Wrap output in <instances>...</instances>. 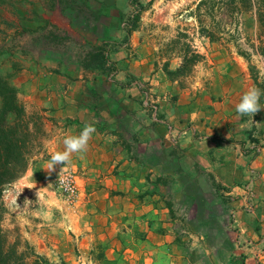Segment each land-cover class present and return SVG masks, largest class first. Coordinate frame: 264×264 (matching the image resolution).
I'll return each mask as SVG.
<instances>
[{
	"label": "crops",
	"instance_id": "obj_1",
	"mask_svg": "<svg viewBox=\"0 0 264 264\" xmlns=\"http://www.w3.org/2000/svg\"><path fill=\"white\" fill-rule=\"evenodd\" d=\"M138 1L129 30L123 20L136 9L127 11V0H87L97 16L88 11L86 22L66 0H28L26 10L11 7L17 20L0 26L9 33L0 41H14L0 48V70L26 111L42 115L46 134L42 155L9 184L36 197L38 224L25 238L49 259L99 248L106 263L96 264H255L264 240V95L254 117L236 105L259 88L255 77L264 79L263 54L255 42L253 77L238 42L199 37L201 58L170 74L182 63L171 47L181 29L172 3ZM56 14L83 46L106 44L105 61L85 64V51H61L69 31ZM89 124L96 132L87 151L66 165L78 172L79 199L69 205L52 190L59 166L49 173L46 165Z\"/></svg>",
	"mask_w": 264,
	"mask_h": 264
},
{
	"label": "trees",
	"instance_id": "obj_2",
	"mask_svg": "<svg viewBox=\"0 0 264 264\" xmlns=\"http://www.w3.org/2000/svg\"><path fill=\"white\" fill-rule=\"evenodd\" d=\"M4 0H0L2 4ZM135 4V11L131 12L126 19L123 20L127 29H131L136 25L139 18V1L132 0ZM66 4L70 7L77 8V15L81 14L84 8L89 10V14L93 17L97 16V11L94 14L90 13V9L86 0L82 4H76L75 0H66ZM216 6V7H215ZM201 8L205 10L213 19L211 23L206 24L201 16L205 15L200 12ZM226 11L229 15H236L243 9H253L259 24L264 25V0H198L195 6L194 14L201 24V32L209 39H217L216 32L212 26L217 27V33H223L224 25L220 26L219 21L214 22L213 12ZM80 12V13H79ZM100 12V10H99ZM87 12L82 15L84 21H88ZM235 29H237V20L235 21ZM186 32L178 31L176 36L177 50L181 51L182 63L175 70H168L170 74L185 73L191 69V66L201 57V54L194 49H190L189 43L182 41L181 36H186ZM57 39H60L54 36ZM233 38V35L231 36ZM236 39V38H235ZM236 41V40H235ZM252 50L255 49L254 43L251 44ZM175 48V47H174ZM106 44L93 45L87 48L84 52L85 64L99 65L105 61L106 58ZM191 50V52H189ZM256 50L264 55V52L256 48ZM246 59L248 55L241 52ZM249 69L253 77L257 73V68L249 64ZM256 86L264 90V79L256 80ZM42 115L34 112L28 113L22 101L17 96L16 87L9 81L8 77L0 70V264H56L51 261L44 254L37 252L34 247L26 240L22 243L18 237L11 239L7 229L2 226V218L5 211V203L3 199V190L23 174L31 161L36 159L39 143V135L42 130ZM36 155V157H35ZM23 246V248L20 247ZM92 252L94 250L91 249ZM96 258L103 259V251L96 248ZM106 260L103 259V263ZM65 264V262H61Z\"/></svg>",
	"mask_w": 264,
	"mask_h": 264
},
{
	"label": "rangeland",
	"instance_id": "obj_3",
	"mask_svg": "<svg viewBox=\"0 0 264 264\" xmlns=\"http://www.w3.org/2000/svg\"><path fill=\"white\" fill-rule=\"evenodd\" d=\"M36 1V0H35ZM39 1V0H37ZM87 1V0H86ZM92 3H95L96 0H89ZM95 1V2H94ZM166 0H160L161 3L165 2ZM172 4L170 5L172 9V14H175V19L177 22V26L181 29L177 28L178 31H184L186 32V36H181L180 39L183 41H186L189 43L190 49L196 48L193 46L194 40H198L200 37V40L203 38H207L203 32H201V24L199 23L197 17L194 14L195 6L198 0H169ZM12 5H2L0 3V26L5 27V25L1 24H10V22L17 20L16 15L11 7H14L16 9L26 10L28 9L27 2L28 0H11ZM118 3H120V0H117ZM127 7L126 10L129 11L134 8L135 4L129 2L127 0ZM67 8L70 15H75L78 12L77 5L76 8L70 7ZM216 7V6H215ZM88 9L84 8V10L81 12L83 14L84 12L88 13ZM127 11L126 14L128 13ZM200 12H204L205 10L201 8ZM213 12L214 16V22L219 21L220 26L224 25L223 33H217V27L215 25L212 26V29L216 32L218 38L214 40H224L227 42H238L240 49L242 52H245L248 55V63L252 64L256 67L257 58L253 54V50L251 48V44L256 42L257 48L259 50L264 52V25L259 24L257 17L254 13L253 9H243L241 12H239L236 15H229L225 10L224 11H218V9H215ZM80 13V12H79ZM56 21L61 24V27L68 28V35H66L65 39L59 40L58 48L67 53H77L80 54V52H84L87 50L86 46L82 45V37L77 33L72 26L68 23L69 21L61 16L60 14H56L55 16ZM202 20L206 24H213L211 16L209 14L202 15ZM237 20V29H235V21ZM256 26L257 30V36L255 37L253 35V30ZM0 27V28H1ZM0 33L7 36L9 33H7L5 30L0 29ZM57 33H63L62 31H58ZM177 34V33H176ZM233 35V38L231 37ZM29 34L25 33L23 36H21V40L24 42H27ZM236 38V39H235ZM177 40V36L175 38ZM236 40V41H235ZM13 39L11 36L7 38V40H1L0 41V48H9L12 46ZM177 42H173L171 45L172 48L175 47L177 50ZM191 52V50H189ZM198 52V51H197ZM264 59V55H262ZM201 57L198 58V60ZM257 68V67H256ZM250 70V69H249ZM258 70V68H257ZM261 80V79H260ZM45 129L42 126V130L40 131L39 135V143L36 145L38 149L37 156H41L42 152L44 150L43 146V139L45 138ZM52 190H56L54 184L52 183ZM58 192L55 191V194ZM35 195L32 193L27 192L25 189L21 190L20 192L17 191L16 187H13L12 185H7V187L3 190V199L5 203V211L2 218V226L7 229L9 237L11 239L18 237L21 241V243L26 240L30 243L28 239L25 238V231H30L32 227L37 226L38 222L36 215L33 214L32 208H35V204H33V200L35 199ZM20 203V204H18ZM43 226V225H42ZM32 246L33 244L30 243ZM21 248H23L22 245H20ZM34 247V246H33ZM35 249V248H34ZM96 251V249H95ZM90 252L87 254L88 257L85 255H81V253L75 251L72 253V261L68 258L70 255L65 254L64 258L62 256H53L52 259H50L53 262H56V264H61V262H65V264H96L97 258L96 252ZM45 255V254H44ZM46 256V255H45ZM48 257V256H46ZM81 257L77 261V258ZM49 258V257H48ZM68 262H67V261Z\"/></svg>",
	"mask_w": 264,
	"mask_h": 264
},
{
	"label": "clouds",
	"instance_id": "obj_4",
	"mask_svg": "<svg viewBox=\"0 0 264 264\" xmlns=\"http://www.w3.org/2000/svg\"><path fill=\"white\" fill-rule=\"evenodd\" d=\"M264 95V90L259 88L248 89L241 97L240 102L236 105V111L241 116L254 117L261 111L260 98ZM96 132V128L89 124L85 125L79 135H70L63 140L64 150L56 151L51 154L50 160L47 162V170L49 173L59 169L66 171V165L71 162L73 154H82L87 151L89 141L92 138V134ZM81 158H83L81 156Z\"/></svg>",
	"mask_w": 264,
	"mask_h": 264
},
{
	"label": "built area",
	"instance_id": "obj_5",
	"mask_svg": "<svg viewBox=\"0 0 264 264\" xmlns=\"http://www.w3.org/2000/svg\"><path fill=\"white\" fill-rule=\"evenodd\" d=\"M261 149V144H255L253 147L254 151H259ZM66 171L60 170L57 174L52 176V183L54 184L59 195L63 201L69 205H73L79 199L78 192V172L72 166H66ZM252 196V193H248ZM247 203V209H254L253 200L251 197ZM262 244L254 252L255 264H264V240Z\"/></svg>",
	"mask_w": 264,
	"mask_h": 264
}]
</instances>
